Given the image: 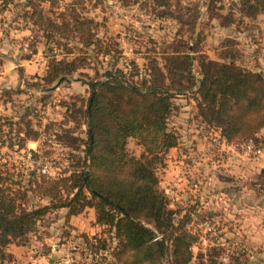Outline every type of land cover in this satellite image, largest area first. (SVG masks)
I'll return each mask as SVG.
<instances>
[{
    "label": "rangeland",
    "instance_id": "rangeland-1",
    "mask_svg": "<svg viewBox=\"0 0 264 264\" xmlns=\"http://www.w3.org/2000/svg\"><path fill=\"white\" fill-rule=\"evenodd\" d=\"M28 1L37 7L27 4ZM65 7H74L92 20L96 44H84L71 34L56 40L59 36L52 32L50 24L60 22ZM239 9V0H0V165L14 171L22 187L31 179L57 178L70 173L84 157L86 125L82 111L90 93L87 81L103 78L109 67L131 71L135 81L147 77L152 65L165 72V58L172 56L178 43H189L196 79L201 77V57L234 61L264 74V50H257L263 47L257 44L259 24L255 17L244 16ZM258 52H262V62ZM74 56L86 57L88 64L69 74L48 77L51 57ZM196 79L190 88L172 98L168 126L178 134L180 127L200 125L195 116ZM257 137L262 154L264 128ZM224 148L232 169L236 168L233 164L236 158L253 159L260 155L244 154L237 146ZM127 150L139 155L142 147L129 137ZM191 151L185 149L181 157L179 153L165 156L164 164L157 170L163 188L171 184L179 195V184L172 180L179 179V168L186 160L192 161ZM217 153L219 150L212 154ZM200 162L199 165H209L211 154ZM197 167L194 162L188 181H203L202 176L193 178ZM182 188L181 193L189 194L187 211L179 212V204L173 203L170 194L166 195L174 221L183 219L184 227L199 235L200 244L193 248L196 258L191 264H222L221 258L211 259L204 254L208 237L196 228V223L199 218H206V213L195 207L192 215L190 200L199 205L198 195L187 190V183ZM47 201L45 197L31 195L27 205ZM230 207L233 209L234 205L231 203ZM238 213L233 212L236 218ZM215 217L220 221V215ZM142 222L155 229L150 222ZM111 230L95 222L92 207L69 216L65 208H58L48 212L36 230L21 242L5 246L8 255L0 259V264H111L115 258L110 250L117 248ZM248 247L251 259L257 251L264 252L250 243ZM160 264L168 262L162 260Z\"/></svg>",
    "mask_w": 264,
    "mask_h": 264
},
{
    "label": "trees",
    "instance_id": "trees-1",
    "mask_svg": "<svg viewBox=\"0 0 264 264\" xmlns=\"http://www.w3.org/2000/svg\"><path fill=\"white\" fill-rule=\"evenodd\" d=\"M239 1V12L244 16L254 18L264 13V0ZM32 2L27 4L36 8ZM60 14V22L50 24L52 32L59 36L57 41L71 34L84 44H96L91 19L74 7H65ZM178 44L172 56L165 58V72L152 65L147 77L135 81L131 71L109 67L103 78L87 81L89 92L94 94L89 101V93L82 111L86 125L84 157L70 173L57 178L31 179L22 187L14 171L0 165V259L8 255L5 246L21 242L35 231L48 212L65 208L69 216L92 207L95 222L111 227L117 239V248L110 250L115 258L111 264L194 261L193 248L200 244L199 235L185 228L183 219L174 221L157 175L168 151L179 148L180 134L168 126L172 98L190 88L196 79L189 43ZM191 50L197 52L195 47ZM199 61L201 77L196 79L195 113L199 124L205 130L219 129L228 143L237 145L252 139L260 146L257 133L264 128L262 71L234 61L206 57ZM87 64L86 57H51L47 75L52 79ZM129 137L141 145L139 155L128 152ZM31 195L48 201L28 206ZM204 213L210 217L217 215L215 209ZM219 218L221 225L228 223ZM143 220L161 233L159 239L152 240L154 230L145 226ZM230 237L236 238L238 244L228 251L226 260L220 259L223 242ZM221 238L208 237L204 252L207 258L217 256L222 264L251 261L246 240L234 227L229 225Z\"/></svg>",
    "mask_w": 264,
    "mask_h": 264
},
{
    "label": "crops",
    "instance_id": "crops-1",
    "mask_svg": "<svg viewBox=\"0 0 264 264\" xmlns=\"http://www.w3.org/2000/svg\"><path fill=\"white\" fill-rule=\"evenodd\" d=\"M255 21L261 30L257 44L263 46L256 49L263 51L264 13L258 14ZM258 55V59L262 62L260 59L262 52H258ZM193 121L191 120V122ZM215 132L218 133V129ZM179 134V149L171 148L168 151L169 156L179 153V157H181L182 151L188 148L192 149L190 153L192 161L187 164L186 160V164L179 168V173L186 168L190 173L191 166L195 162L198 167L195 174L192 173L193 178L202 176L207 190L214 189L221 194V199L214 209L228 222V225L224 224V229L227 231V227L231 225L244 236L248 245L250 243L252 246L264 249V152L253 159H245V157L237 159L235 157L233 162L235 169H232L233 166H230L225 157L226 153L223 151L219 152L217 156L211 155L209 165H199L201 164L200 161L207 155L208 131L202 129L201 125L195 124L194 127L190 128L180 127ZM183 185L182 181L180 186ZM231 203L234 205L233 209L230 207ZM235 211L239 212L237 218L233 214ZM248 264H264V252L257 251V255Z\"/></svg>",
    "mask_w": 264,
    "mask_h": 264
},
{
    "label": "built area",
    "instance_id": "built-area-1",
    "mask_svg": "<svg viewBox=\"0 0 264 264\" xmlns=\"http://www.w3.org/2000/svg\"><path fill=\"white\" fill-rule=\"evenodd\" d=\"M216 129L211 128L208 131V144L206 145V152L207 154H211L213 152H216L219 150L220 151H224V147H226L227 149H233L236 146L242 151V153L244 154H250V155H258L263 151V148L259 145H256L254 143V141L252 139H248L246 141H243L237 145H233L230 144L226 141L225 137L220 133V130L218 129V133L215 132ZM217 144H220V147L217 148ZM167 156L169 157V154L167 153ZM189 164V163H187ZM189 172L187 170V168L185 170H182L179 173V179H173V183L174 184H179V195L175 194L176 191L174 190L173 185L169 184V185H165V187L163 188L165 193L170 194V197L172 198L173 203H178L179 204V212L182 211H187L185 208V204H187L186 202V195L189 196V194H186L185 192L181 193V189H183L182 187L185 186V184L187 183V190L188 191H192L193 193H196L198 195V203L199 205H193V203L195 201H191L190 202L192 204V215L194 214L195 211V207L197 208L196 210L198 211H209L211 209H214L216 207V204L218 203V201L221 199V194L219 191L217 190H207V187L205 185L204 181L201 180H196V181H188L187 179L189 178ZM182 180L185 181V184L183 186H180ZM193 180V179H192ZM159 183H161V181H159ZM189 184V185H188ZM169 186V187H168ZM189 187V189H188ZM184 199H183V195ZM179 198V200H178ZM184 210V211H183ZM196 228L199 229L200 231H202L203 233L207 234V237H209L211 240L213 239H218L224 238V226L221 225L219 219H217V217H210V216H206V218L203 219H198V222L196 223ZM161 237V233L156 232L154 239H159ZM238 244V240L234 237H230L229 239H226L223 242V248L224 251L221 255V259L226 260L228 258V251L231 250L235 245ZM106 253V251H105Z\"/></svg>",
    "mask_w": 264,
    "mask_h": 264
},
{
    "label": "water",
    "instance_id": "water-1",
    "mask_svg": "<svg viewBox=\"0 0 264 264\" xmlns=\"http://www.w3.org/2000/svg\"><path fill=\"white\" fill-rule=\"evenodd\" d=\"M93 94H94V91H92L91 93H90V97H89V101H91V99H92V97H93ZM91 137V136H90ZM90 143H91V139L89 140V145H90Z\"/></svg>",
    "mask_w": 264,
    "mask_h": 264
}]
</instances>
